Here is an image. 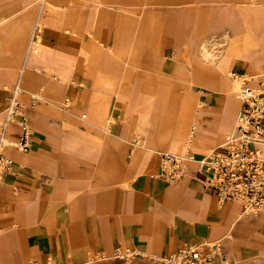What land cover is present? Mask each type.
Returning <instances> with one entry per match:
<instances>
[{
    "label": "crops",
    "instance_id": "0c3cea01",
    "mask_svg": "<svg viewBox=\"0 0 264 264\" xmlns=\"http://www.w3.org/2000/svg\"><path fill=\"white\" fill-rule=\"evenodd\" d=\"M42 1L44 5L46 0ZM93 1L98 7L105 4L107 8L117 9L109 5L112 4L110 0ZM155 1L151 0L149 4ZM153 8L144 6L142 11L155 13ZM119 9L137 12L133 7V10L130 7ZM79 11L78 7H73L63 13ZM36 24L29 38L31 12L23 20L0 16V53L4 41H9L10 48L4 59L10 69L0 70V116L8 105L10 94L2 82L12 79V66L20 64L19 80L27 89L41 80L38 63H42L64 79L57 83L45 81L54 94L47 102L53 108L62 109L60 97L65 98L78 113L82 112L83 118L86 101L76 87L83 83L82 62L69 61L61 58L60 53H53L43 37L34 33ZM155 34L153 42L161 37L159 33ZM262 41L261 47L256 48L252 40L244 36L233 45L231 53L219 51L217 57L212 53L216 51L200 44V63L192 70L207 76L189 78L191 94L186 93L179 100V103L183 98L197 102L191 128L194 131L192 144L187 146L179 140L177 133L167 139L162 136L165 142L161 143L171 150L181 143L186 149L202 147L212 140L211 133H224L231 129L233 121L236 124L239 82L229 78V70L238 62L248 71H255L257 62L264 58V39ZM153 50H158V42ZM164 64L170 68L169 61ZM117 71L115 69L113 73L117 74ZM141 82L146 93L141 104L143 122L153 106L155 83L147 78ZM234 82L238 85L237 90L229 87ZM71 84L74 85L70 89L71 97H65L62 89ZM112 84L109 79L104 82L107 89L115 88ZM212 90L219 91L224 97V103L216 110L211 100L204 96ZM119 94L128 95L126 91ZM40 108L39 105L33 112L27 109L33 129L29 149L7 148L13 167L0 185V264H27L31 260L39 264L48 261L57 264H165L159 259L186 242L220 243L221 256L214 264H264V212L246 213L235 201L219 202L212 190L199 181L196 162L189 164L187 175L169 182L161 175L159 155L157 165L153 159L141 167L138 164L144 155L139 150H133L132 157L127 159L118 156L106 160L103 154H88L85 146L89 143L82 139L79 142L82 149L72 150V140L51 132L56 127H52V122L42 120ZM108 108L107 102L102 115H97V119L92 116L96 121L84 120L110 133L108 126L114 116ZM89 113L96 114L95 111ZM177 122L172 120V124ZM189 126L187 124L186 128ZM124 127L123 134L113 135L121 140L131 135L130 125ZM137 129L134 132L137 133L136 144L140 139L138 135L143 133L142 124L138 123ZM8 130L11 137L19 133L16 125H10ZM195 154L197 158L202 156ZM107 161L114 163L105 164ZM118 247L134 251V258L118 257Z\"/></svg>",
    "mask_w": 264,
    "mask_h": 264
},
{
    "label": "rangeland",
    "instance_id": "374dc122",
    "mask_svg": "<svg viewBox=\"0 0 264 264\" xmlns=\"http://www.w3.org/2000/svg\"><path fill=\"white\" fill-rule=\"evenodd\" d=\"M150 1L110 0L112 4L109 5L117 8L112 9L105 7V4L98 7L93 0H46L44 5L42 0H0V16L23 20L32 13L29 38L34 23H37L34 33L43 37L53 53H60L61 58L69 61L82 62L83 83L76 87L86 101L83 108L85 116L82 118V112L78 113L65 98L60 97L63 101L62 109L53 108L47 102L54 94L47 88L45 81L57 83L64 82V79L42 63H38V73L42 78L33 87L23 88L19 80L18 63L12 66V79L2 82L3 86L11 91L16 83H20L22 93L18 98L21 104L30 112L40 105L38 111L41 112L42 120L54 124L52 127L56 128L50 131L57 137L71 139L72 150L80 148V139L89 143L85 146L88 154H103L106 160L118 156L127 159L132 157L133 150H139L144 155L141 164H138L141 167L153 159L157 165L160 151L184 153L193 150L202 155L209 153L228 134L233 133L235 121L226 132L211 133L212 140L202 147L191 146L186 149L184 143H181L175 150H171L167 144L161 143L165 142L162 136L167 139L172 133H177L179 140L186 142L187 146L191 145L194 138L191 128L197 102L183 98L181 103L185 107L178 115L177 111L180 98L186 93L191 94L189 78L207 76L192 70L200 59V44H206L209 50L216 51L212 52L213 57H217L219 51L231 53L233 45L244 36L252 40L253 47L260 48L264 39V0H156L149 4ZM144 6L149 9L154 7L155 13H143ZM73 7H78L79 13H63ZM122 7H133L137 12L119 9ZM155 32L161 37L153 42ZM157 42L158 50L154 51ZM8 46L9 41H4L0 53V70L4 72L10 69L8 61L4 60L9 55ZM166 61L170 62V68H166ZM256 66L255 71H248L241 63L233 64L229 78L239 82L238 90L241 85L238 74H244L248 79L258 78L264 73V58ZM115 69H118L117 74L113 73ZM144 78L154 82L155 89L151 103L153 106L148 118L142 122L141 104L146 98L141 86ZM108 79L113 81L115 88L105 87L104 82ZM121 84L123 88L120 89ZM72 86L67 85V88L62 89L65 97H71ZM124 91L128 93L127 96L119 94ZM204 96L211 100L215 110L224 103V97L219 91H207ZM107 102L108 110L114 116V121L108 126L110 133L84 120L96 121L92 116L97 119V115H102ZM240 105L237 95L236 116ZM89 111H95L96 114ZM174 117L178 122L173 125ZM138 123L142 124L143 133L138 135L140 139L136 144L137 133L134 132L138 131ZM128 124L132 130L131 135L125 136L124 140L115 136L123 134L124 126ZM187 124L189 128H186ZM106 163L111 165L114 162Z\"/></svg>",
    "mask_w": 264,
    "mask_h": 264
},
{
    "label": "built area",
    "instance_id": "2783aa9c",
    "mask_svg": "<svg viewBox=\"0 0 264 264\" xmlns=\"http://www.w3.org/2000/svg\"><path fill=\"white\" fill-rule=\"evenodd\" d=\"M238 75L241 105L234 132L199 158L192 150L184 153L160 151L161 175L169 182L177 181L188 174L189 164L194 161L198 165L196 175L199 181L212 190L219 202L235 201L246 213L264 212V73L256 79ZM21 93V85L16 83L0 116V185L13 167L7 148L12 146L27 151L30 147L32 130L28 110L18 98ZM10 125L19 129L14 137L9 135ZM116 255L131 260L135 252L118 247ZM219 256L221 245L218 242H186L170 255L160 258L159 262L214 264ZM27 264L39 263L31 260ZM44 264L57 263L48 261Z\"/></svg>",
    "mask_w": 264,
    "mask_h": 264
},
{
    "label": "bare ground",
    "instance_id": "6f19581e",
    "mask_svg": "<svg viewBox=\"0 0 264 264\" xmlns=\"http://www.w3.org/2000/svg\"><path fill=\"white\" fill-rule=\"evenodd\" d=\"M33 36H34V35H33ZM34 49H35V48H34ZM34 51H35V50H34ZM206 56H207V55H206ZM229 87H232V90H237L238 85H237L236 82H234L233 84L231 83ZM21 89H22V88H21ZM184 107H185V104H182L181 102L178 104L177 115H178V113H179L181 110H183ZM176 117H177V116H176ZM176 117H174V119L177 120ZM236 124H237V120H236ZM236 124H235V127H236ZM29 125H30V124H29ZM173 125H174V124H173ZM173 125H172V127H173ZM30 128H31V126H30ZM31 130H33V129L31 128ZM234 130H235V128H234ZM164 138H165V136H164ZM190 144H192V143H190Z\"/></svg>",
    "mask_w": 264,
    "mask_h": 264
}]
</instances>
